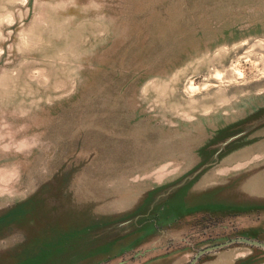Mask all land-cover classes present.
Segmentation results:
<instances>
[{"label": "rangeland", "instance_id": "rangeland-1", "mask_svg": "<svg viewBox=\"0 0 264 264\" xmlns=\"http://www.w3.org/2000/svg\"><path fill=\"white\" fill-rule=\"evenodd\" d=\"M263 117L264 0H0V264L264 243Z\"/></svg>", "mask_w": 264, "mask_h": 264}, {"label": "water", "instance_id": "water-1", "mask_svg": "<svg viewBox=\"0 0 264 264\" xmlns=\"http://www.w3.org/2000/svg\"><path fill=\"white\" fill-rule=\"evenodd\" d=\"M260 121L263 122L264 121V117L261 118L259 121H257L256 124H259ZM242 134H244V133H242ZM233 243H241V244L250 245L252 247L264 249V243H262V242H259V241H256V240H252V239H248V238H244V237H239V238L231 239V240L226 241V242L221 243V244H217V245L206 247V248L198 251V253L190 261L189 264H196L198 262V260L202 256H204L205 254H208L210 252L222 249V248H224V247H226V246H228L230 244H233ZM150 248H153L152 245H147L143 249H140L136 253H133L130 257H128V260L126 261V263L128 264V263H132L133 261L136 262V261H138L140 259L146 258L147 255H149V253L152 251V250H150ZM132 258H133V260H131Z\"/></svg>", "mask_w": 264, "mask_h": 264}, {"label": "crops", "instance_id": "crops-1", "mask_svg": "<svg viewBox=\"0 0 264 264\" xmlns=\"http://www.w3.org/2000/svg\"><path fill=\"white\" fill-rule=\"evenodd\" d=\"M259 229H260V231H262V230H264V227L261 226ZM249 239H251V238H249ZM254 248H256V247H254ZM257 249H258V250H261V249H259V248H256V250H257ZM262 252H263V251H262ZM262 252H261V253H262ZM252 260H258V261H261L262 258H259V259L256 258V257H255V258H250L248 261H246V264L254 263V261H252ZM239 264H243V263H239Z\"/></svg>", "mask_w": 264, "mask_h": 264}]
</instances>
